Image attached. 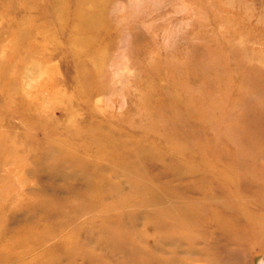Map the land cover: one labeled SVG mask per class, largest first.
Masks as SVG:
<instances>
[{
	"label": "rangeland",
	"instance_id": "1",
	"mask_svg": "<svg viewBox=\"0 0 264 264\" xmlns=\"http://www.w3.org/2000/svg\"><path fill=\"white\" fill-rule=\"evenodd\" d=\"M0 264H264V0H0Z\"/></svg>",
	"mask_w": 264,
	"mask_h": 264
}]
</instances>
